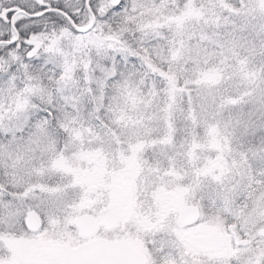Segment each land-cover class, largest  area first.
Instances as JSON below:
<instances>
[{"label": "snow or ice", "instance_id": "1", "mask_svg": "<svg viewBox=\"0 0 264 264\" xmlns=\"http://www.w3.org/2000/svg\"><path fill=\"white\" fill-rule=\"evenodd\" d=\"M0 264H264V0H0Z\"/></svg>", "mask_w": 264, "mask_h": 264}]
</instances>
